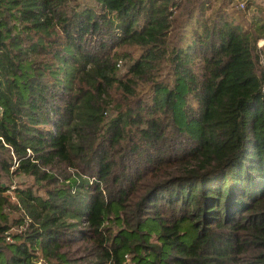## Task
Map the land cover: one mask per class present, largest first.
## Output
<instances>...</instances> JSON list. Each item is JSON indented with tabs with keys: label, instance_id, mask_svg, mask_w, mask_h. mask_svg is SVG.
Listing matches in <instances>:
<instances>
[{
	"label": "trees",
	"instance_id": "obj_1",
	"mask_svg": "<svg viewBox=\"0 0 264 264\" xmlns=\"http://www.w3.org/2000/svg\"><path fill=\"white\" fill-rule=\"evenodd\" d=\"M93 1L0 0V264H264V23Z\"/></svg>",
	"mask_w": 264,
	"mask_h": 264
},
{
	"label": "rangeland",
	"instance_id": "obj_2",
	"mask_svg": "<svg viewBox=\"0 0 264 264\" xmlns=\"http://www.w3.org/2000/svg\"><path fill=\"white\" fill-rule=\"evenodd\" d=\"M88 3L93 4V0H84ZM247 1H250V4L247 6ZM243 4V7L240 6ZM233 10L235 11L234 19L236 23H241L244 27H247L249 23L257 20L258 22L264 23V0H236L233 4ZM213 12L211 13V15ZM254 15V16H253ZM264 39H261L258 42V45H263ZM15 186L13 185L12 188Z\"/></svg>",
	"mask_w": 264,
	"mask_h": 264
},
{
	"label": "built area",
	"instance_id": "obj_3",
	"mask_svg": "<svg viewBox=\"0 0 264 264\" xmlns=\"http://www.w3.org/2000/svg\"><path fill=\"white\" fill-rule=\"evenodd\" d=\"M241 7H243V4H240ZM244 8V7H243Z\"/></svg>",
	"mask_w": 264,
	"mask_h": 264
}]
</instances>
